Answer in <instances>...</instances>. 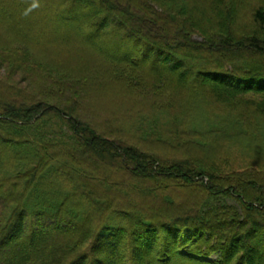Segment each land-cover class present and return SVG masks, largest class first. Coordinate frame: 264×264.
Masks as SVG:
<instances>
[{
	"label": "trees",
	"instance_id": "1",
	"mask_svg": "<svg viewBox=\"0 0 264 264\" xmlns=\"http://www.w3.org/2000/svg\"><path fill=\"white\" fill-rule=\"evenodd\" d=\"M42 2L59 16L58 27L46 18L34 22L38 15L26 11L28 0H0V44L13 46L7 57L22 52L26 64L35 52L55 58L49 52L56 46L88 48L141 72L130 82L121 75L109 81L123 95L145 90L138 85L145 77L184 89L187 96H178L177 104L159 103L162 112L149 117L152 126L146 117L135 122V133L173 147L188 143L208 164L147 156L106 135L113 130L99 133L76 115L74 103L35 104L0 91V264H264V105L250 113L223 97L226 90L264 94V0ZM250 7L258 30L241 21ZM76 26L96 41L67 36ZM197 28L200 40H191ZM56 32L60 40L47 36ZM126 39L130 46L116 52ZM63 57L61 67L53 65L69 70L71 57ZM83 61L76 66L83 68ZM36 67L29 68L39 71L46 88L75 91L76 102L106 88L94 70L44 75ZM150 93L153 100L160 92ZM214 101L233 110L209 109ZM143 181L151 184L140 186ZM167 181L206 196L182 215L123 203L137 192L157 193Z\"/></svg>",
	"mask_w": 264,
	"mask_h": 264
},
{
	"label": "rangeland",
	"instance_id": "2",
	"mask_svg": "<svg viewBox=\"0 0 264 264\" xmlns=\"http://www.w3.org/2000/svg\"><path fill=\"white\" fill-rule=\"evenodd\" d=\"M42 1L28 0V4H26L25 6L27 8L26 11L28 9H32L34 10V13L38 15V18H36V16L34 17V22H37L41 18H46L50 20L48 22L50 26L58 27L59 23L62 22L59 16L50 14L49 12L45 11ZM252 7H250V9L245 8V10L243 11V13L245 12V14L242 16L241 21L246 22L249 25L248 29L255 30L257 28L254 25L251 26V15L249 14V11ZM19 14H21L20 11ZM172 16L177 20L180 19L178 13L175 15L174 12H172ZM30 19L32 20V18H29L28 20ZM75 30L76 32H71L73 34L66 33L67 36H70L71 38L81 37L92 42L96 41V37L94 35L80 29L78 26H76ZM194 30L196 31L193 32L191 40L199 41L200 30H198V28ZM239 33L242 35H246V30H239ZM60 34L61 32H56V36L55 34H50L47 36L52 35L51 38H53V41H55V39H61L58 38V35ZM262 38H264V33L262 34ZM1 45L2 44H0V91L6 92V90H9L10 93L14 94L12 95L13 98L18 97L19 100L30 103L33 102L35 104L42 103L49 105L59 104L64 106H72V104L74 103L76 107L73 110L76 115H78V117H80L82 120L90 123L99 133L106 134L107 130H113L114 133L110 131L111 134L106 135L110 136L112 139L122 141L126 146L133 147L147 156L159 157L162 160L169 162H180L181 160H184L194 161L195 163H197L199 161L197 159L199 151L197 150V148L190 146V144L188 143L184 144V146L180 145L173 147L167 143H162L155 139L143 140L139 138L134 129L135 122L138 124L142 117H146L145 120L147 126H152L150 124L151 119H149V117L152 118V114L154 113L159 117L157 113L161 114L162 111L157 112V110L161 109L163 105L159 103L167 102L171 105L177 104L176 98L178 96H187V92L184 89L174 88V84L165 86L163 88L164 83L156 84L153 83L148 77H145V79L143 80L146 86L145 84H138L141 89L145 90L141 91L138 89V91L133 92L127 90V95H123L122 91L116 87L117 84L109 85V81H112L115 75H121L129 79L127 81L130 82V79L135 80V78L139 77L141 72L126 67L125 65L119 66L113 63L106 62L93 50L90 51L88 48H85V51L79 50L78 48H74L75 50H68L66 46H60L59 50V48L56 46L51 52H49L56 54L55 58H53V56H46L42 53L35 52V54H37V57L27 55L28 57L25 60L26 64H23L20 62L22 61L21 59L25 57L24 53L18 51V54H16V58L7 57V51L11 52L10 50L13 46L2 47ZM128 46H130V41L126 39L119 44V47L116 48V52L119 50H124V48H127ZM103 47L107 51L113 50V48H110V46L103 45ZM2 50L7 51L2 52ZM64 55L66 57L68 56V58L71 57L69 58V61L71 63L67 69L71 70L73 68L72 74L82 75L83 70L85 69H90L101 73L106 85V88L104 87L105 91L102 94L97 92H90L86 95L85 93L83 99L81 101L79 100V102H76L74 100L76 96V93H74L75 91H72L71 93L67 92L68 90L62 92L58 90V88H46L45 85H43V83L38 79L39 77H37V72L39 71L35 69L37 72H34L30 70L31 68H29L37 66V69L43 70L42 72L44 73V75H46L45 73L48 71L54 74V70L59 73H57L58 75H62V72L68 73L69 70H61V68L56 67H61L58 60L61 59ZM77 59L84 60L83 62H81L83 68L80 67V65L76 66L77 62L75 63V61ZM53 64H55L56 66ZM143 74L144 73L142 72V75ZM32 77H35L37 79L36 83L31 82ZM153 90L160 93L155 99L151 100L149 99L151 96L150 92H152ZM225 92L228 93V95L223 94L225 101H230L231 104L248 106L249 108H246V110H248L247 112L251 113L256 107L264 105V94L248 92L246 94L243 93L235 96V94L237 93H235L234 91L226 90ZM209 97L215 100V98L212 97L211 94L209 95ZM220 103L221 101H214L213 103H209L208 108L221 113L231 112L230 110H233L232 106L231 108H229ZM163 128L164 127L160 125L159 129ZM232 152L235 155H237V153L236 151H230L231 158L234 159V157L232 156ZM65 156H67V154H63V157ZM200 162L201 161H199L198 164L201 167L202 165L206 167L208 164V162ZM73 163L77 164L78 162L73 160ZM66 170L73 171L74 167L71 168V166H67ZM118 176L119 177H117V180L122 181L123 175L120 174ZM131 180L132 184L133 182H136L135 180L133 181V179ZM138 183L143 187H147L151 184V182L148 181H143V185L141 182ZM159 184L164 185V182ZM165 184L168 185L160 187L157 193L148 192L147 190L142 191V193L137 192L134 197H132L133 199H126V201L123 203H127L126 206H130L129 204H138V206L145 204L147 206L146 208H158L157 212L159 214L174 213L175 215H182L187 210L193 208L194 205L198 207V205L201 204L206 196L204 191L186 189L181 186L175 185L173 181H167L165 182ZM157 199L158 202H155ZM132 200H135V202H133ZM14 244L15 243L13 242V245ZM3 248V246L0 247V252H2Z\"/></svg>",
	"mask_w": 264,
	"mask_h": 264
}]
</instances>
